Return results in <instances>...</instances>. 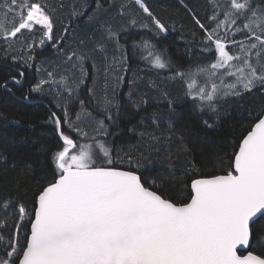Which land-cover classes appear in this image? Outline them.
Wrapping results in <instances>:
<instances>
[{
    "label": "snow or ice",
    "instance_id": "1",
    "mask_svg": "<svg viewBox=\"0 0 264 264\" xmlns=\"http://www.w3.org/2000/svg\"><path fill=\"white\" fill-rule=\"evenodd\" d=\"M113 2L85 0L55 39V22L47 4L0 0V41L6 45L5 57L13 61L10 76L0 88L11 92L9 79L19 85L25 77L23 70L15 69L18 58L9 57V50L21 39L29 53L25 64L35 62L36 49L48 44L62 65L79 69L77 88L89 75L86 62L97 55L106 77L110 70L127 71L130 65L123 51L131 29L139 26L154 37L169 29L145 0L121 4L116 14L120 21L112 15ZM207 2L210 14L202 20L181 0L193 25V39L186 41L185 52L192 53V46L200 45L195 60L189 56L187 67L175 64L167 50L150 39L133 40L134 54L139 47L146 53L141 59L157 75L164 70L165 80L178 82L184 89L183 97L176 100L167 90H159L167 101V112L154 110L126 121L127 132L138 142L158 144L165 134L169 140L172 135L178 138L182 152L176 159L169 153L157 171H152L156 165L150 155H132V137L116 143L121 139V110L138 113L150 103L147 93L136 95L137 78L115 77L117 86L128 85L123 100L117 99L116 87L108 96L105 81L102 99L96 100L99 112H89L90 130L81 126L80 112L73 119L68 103L76 97L67 77L57 81L49 71L47 80L31 86V93H42L46 84L55 83L58 97L61 89L67 96L63 104L57 99L49 107L45 123L52 126L56 145L54 151L46 149L51 156L42 163L39 175L29 164L13 178L11 189L0 192V264H264V109L245 129L246 135L229 145L230 153L221 156L212 150L215 160L210 169L208 160L197 162L193 157L185 161L184 176L173 179L179 157L190 154L187 141L197 126L189 127L184 121L177 125L176 118L182 115L176 109L178 101L191 105L187 110L199 127L212 128L213 123L201 119L205 112L218 116L221 105L253 92L264 97V0ZM133 8L136 14L124 19L125 9ZM140 13L150 23L138 20ZM25 31L30 34L26 38ZM110 50L121 55L113 54L109 62ZM149 87L156 90L152 81ZM88 93L95 99L93 88ZM79 107L83 110L86 101L80 100ZM162 125L166 128L160 131ZM10 149V144H0V170L5 175L18 168L15 159L10 162ZM145 172L151 174L145 176Z\"/></svg>",
    "mask_w": 264,
    "mask_h": 264
},
{
    "label": "trees",
    "instance_id": "2",
    "mask_svg": "<svg viewBox=\"0 0 264 264\" xmlns=\"http://www.w3.org/2000/svg\"><path fill=\"white\" fill-rule=\"evenodd\" d=\"M40 2L47 4L49 9L52 10V16L55 22L54 38L59 39L63 34L64 27L73 19L72 12L82 8L85 0H40ZM129 2L130 0H114L112 15L117 21L121 19L116 15L120 10V5L128 4ZM145 2L150 10L168 26V33L162 34L160 37H154L152 32L147 29H141L139 26L131 29L127 47L123 51V55L128 57L130 68L127 71L122 67L118 71L110 70L106 77L104 64L101 62L99 55H97L86 62V70L89 75L85 77V84L80 85L78 88L77 84L81 78L79 69L73 70L71 64L62 65L58 54L54 53L50 45L46 44L43 48H37L36 52L38 54L36 55L35 62L28 61L25 64L29 53L24 50V40L21 39L15 42L14 48L9 50V57L15 55L18 58L15 69L23 70L25 77L19 85L12 83L9 79V86L12 87L11 92L0 88V144L7 143L11 145L9 153L10 162L11 159H15L18 168L15 172L10 171L6 175L0 170V192H7L11 189L13 178L19 174L20 169L26 168L29 164L34 166L36 174L39 175L42 163L50 159L51 156V152L46 151V149L55 150L56 140L51 133L52 126L46 124L45 121L47 120L51 102L58 99L63 104L67 92L61 89V95L58 97L57 89L59 85L55 83L46 84L42 93L30 92L31 86L38 80L48 79L47 72L49 71L54 72L57 81L61 76L67 77L68 84L75 90L74 97H76L69 101L68 107L72 112L73 119H75L76 113L80 112L81 126L89 130L93 123V118L89 116V112H92L93 115L99 112L96 100L102 99L105 81L107 80L108 96H111L113 87H116L117 99L123 100V94L128 91V85L125 82L117 86L118 81H116L115 77L124 75L128 80L137 78L136 95L139 96L147 93V98L150 103L146 106L142 105L138 113H133L130 108L121 110L123 113L121 116L122 123L120 125L122 131L121 139L116 140L117 145L121 144L125 138L132 137L129 141L131 145L135 146L132 155L135 157L139 156L140 153H144L145 158L150 155L156 165L152 168V171L159 170L161 162L169 153L173 159H176L177 154L182 152L180 142L175 135H172L169 140L167 134H165L161 136L160 143L149 144L146 141L138 142L134 134L127 132L129 125L126 121L133 115L136 117L144 116L146 112L150 114L154 110L167 112V101L160 96V89L167 90L173 100H176L177 97H183L184 91L180 83H174L164 79V76L167 75L164 70H160L161 74L157 75L156 70H152L150 65H147L141 59V55L146 53L140 51L139 48H135L134 54L133 40L139 41L141 37L152 40L153 43L157 44L158 48L167 50L168 56L171 57L175 64L184 67H187L190 63L189 56L191 55L192 59L195 60L200 49V45L197 43L192 46V53L185 52L186 47H188L186 41L193 39L191 35L193 25L190 16L181 4V0H145ZM184 3L196 11L202 20L210 14L207 0H184ZM137 11L135 8L132 10L125 9L126 15L124 19H127L129 15H135ZM2 17L3 13L0 12V18ZM137 19L147 21L143 13H140ZM147 22L150 23V21ZM173 25L175 26V30H173ZM181 25H183L182 31ZM79 31L82 32V29ZM29 35L27 31L24 32L25 38ZM38 38L39 34H37L36 38L37 43ZM196 39L198 41L199 37ZM236 39L239 40L241 37L237 36ZM67 43L65 42L66 50ZM5 46L3 41H0V83L10 76L9 69L13 65V61L5 57L3 51ZM232 50L238 51V49ZM113 54L117 56L121 55V53H113L110 50L109 62H111ZM93 64L96 65L95 69H93ZM37 67L40 69L39 72H37ZM149 81L154 82L156 90L149 87ZM89 87L95 90V99L89 97ZM25 95H28L29 99H23ZM80 100L86 101V107L83 110L79 107ZM157 103L160 105L158 109L156 107ZM190 107L191 105L187 104L185 100H180L176 104L177 111L182 113L180 117L176 118L177 125L181 121H184L189 127L194 123L197 126L193 135L187 141L190 154L187 156L181 155L177 161L174 180L181 179L185 172H187L185 166L187 159L194 157L197 162L208 160L210 169L211 163L215 160V157L211 155L212 150L215 149L221 156L225 152L230 153L231 147L229 145L237 143L242 138L241 134L246 135L245 129L255 122V115L261 109H264V97L253 92L250 95L243 96L240 100H229L227 103L221 105L218 116H212L208 112H205L201 119H208L210 123H213L214 126L212 128L199 127L197 118L193 117L187 110ZM250 113L252 114L251 116L249 115ZM96 118L98 119L99 117L96 116ZM15 121H19V124L15 123ZM164 128H166V125H162L160 131H163ZM124 147L127 151L128 144L125 143ZM123 167H127V163ZM216 170L219 171V168L217 167ZM150 174V172L144 173L145 176Z\"/></svg>",
    "mask_w": 264,
    "mask_h": 264
},
{
    "label": "rangeland",
    "instance_id": "3",
    "mask_svg": "<svg viewBox=\"0 0 264 264\" xmlns=\"http://www.w3.org/2000/svg\"><path fill=\"white\" fill-rule=\"evenodd\" d=\"M137 48H139V47H137ZM139 50L141 51V49L139 48ZM233 51V53H235L236 51L235 50H232Z\"/></svg>",
    "mask_w": 264,
    "mask_h": 264
},
{
    "label": "bare ground",
    "instance_id": "4",
    "mask_svg": "<svg viewBox=\"0 0 264 264\" xmlns=\"http://www.w3.org/2000/svg\"><path fill=\"white\" fill-rule=\"evenodd\" d=\"M96 81V80H95Z\"/></svg>",
    "mask_w": 264,
    "mask_h": 264
}]
</instances>
